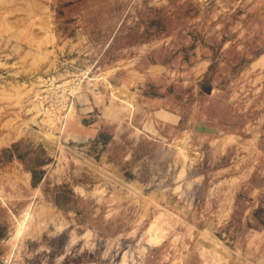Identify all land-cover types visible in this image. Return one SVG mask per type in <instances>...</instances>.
I'll use <instances>...</instances> for the list:
<instances>
[{"label":"rangeland","instance_id":"1","mask_svg":"<svg viewBox=\"0 0 264 264\" xmlns=\"http://www.w3.org/2000/svg\"><path fill=\"white\" fill-rule=\"evenodd\" d=\"M0 264H264V0H0Z\"/></svg>","mask_w":264,"mask_h":264},{"label":"crops","instance_id":"2","mask_svg":"<svg viewBox=\"0 0 264 264\" xmlns=\"http://www.w3.org/2000/svg\"><path fill=\"white\" fill-rule=\"evenodd\" d=\"M85 97H87V96H84L83 98L85 99ZM88 97H89V100H90V105H91L90 107L91 108L89 107L88 103H85L86 105H84L85 106L84 110L92 111V108L94 106L93 102H92L93 97H91V96H88ZM96 134H97V129H96V126H94V128H92V129L88 128V132H84V133L80 134V136L81 137H86V138H93Z\"/></svg>","mask_w":264,"mask_h":264},{"label":"bare ground","instance_id":"3","mask_svg":"<svg viewBox=\"0 0 264 264\" xmlns=\"http://www.w3.org/2000/svg\"><path fill=\"white\" fill-rule=\"evenodd\" d=\"M24 225V224H23ZM29 226V225H28ZM26 227V226H25ZM27 229V228H26Z\"/></svg>","mask_w":264,"mask_h":264}]
</instances>
